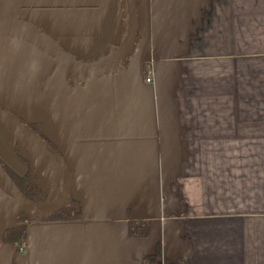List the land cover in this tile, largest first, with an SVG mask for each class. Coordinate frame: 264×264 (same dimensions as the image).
I'll return each mask as SVG.
<instances>
[{"label": "crops", "instance_id": "0c3cea01", "mask_svg": "<svg viewBox=\"0 0 264 264\" xmlns=\"http://www.w3.org/2000/svg\"><path fill=\"white\" fill-rule=\"evenodd\" d=\"M121 2L0 0V26L98 64L122 45ZM135 13L131 54L102 74L0 35V108L52 143L81 210L32 222L0 264H264V0H135ZM0 152L57 196L49 161L1 124ZM18 211L0 184V231Z\"/></svg>", "mask_w": 264, "mask_h": 264}, {"label": "water", "instance_id": "95a60500", "mask_svg": "<svg viewBox=\"0 0 264 264\" xmlns=\"http://www.w3.org/2000/svg\"><path fill=\"white\" fill-rule=\"evenodd\" d=\"M124 15H125V32L124 43L119 47V51L114 56L108 58L106 61L91 64L80 61L65 51L61 50L58 46L53 44L46 37L39 33L34 32L31 29L14 26V25H2L0 26V35H14L25 39L26 41L33 43L49 55L53 56L58 62L72 69L74 74H102L110 71L111 69L119 66L128 59L132 52V48L136 35V13H135V0H123ZM0 124L11 131L21 142L30 146L44 158H46L52 165L59 179L60 190L55 199L46 203H35L28 200L21 191L17 188L11 178L7 175L4 169L0 166V184L4 190L10 195L15 204L19 207V211L23 210L29 214L35 216H45L52 214L60 209L65 203L69 193V177L63 161L58 153L51 148L45 141L39 136L34 134L28 128L23 126L14 118L7 115L0 108ZM76 222V221H75ZM70 223V222H67Z\"/></svg>", "mask_w": 264, "mask_h": 264}, {"label": "trees", "instance_id": "16d2710c", "mask_svg": "<svg viewBox=\"0 0 264 264\" xmlns=\"http://www.w3.org/2000/svg\"><path fill=\"white\" fill-rule=\"evenodd\" d=\"M122 3L123 1L121 2V4ZM122 6H124V4H122ZM110 13L112 15V18L115 19L114 11H111ZM108 43L109 40L104 39L100 42L99 46L102 47ZM124 62H126V60ZM38 136L52 147V143L40 131H38ZM0 166L4 169V171L11 178L17 188L28 200L38 204L44 202V191L38 183L34 182L36 176L32 173V166L27 158L16 154L0 153ZM80 219L81 210L79 208V205L71 198H67V200L59 210L45 216H35L23 210H20L17 212L16 226L2 231L0 233V242L6 243L8 245H14L17 242L25 240L27 235V226L35 221L66 223L75 222Z\"/></svg>", "mask_w": 264, "mask_h": 264}, {"label": "rangeland", "instance_id": "374dc122", "mask_svg": "<svg viewBox=\"0 0 264 264\" xmlns=\"http://www.w3.org/2000/svg\"><path fill=\"white\" fill-rule=\"evenodd\" d=\"M124 39H125V38H124ZM123 43H124V40H123ZM123 43H122V45H123ZM121 47H122V46H121ZM118 51H119V50H118ZM118 51H117V52H118ZM117 52H116V53H117ZM116 53H115V54H116ZM113 56H114V55H113ZM113 56H112V57H113ZM35 174H36V175H39L40 178H38V181L44 186V190H47V189H48V185H49V180H48L47 174L44 173V170H41V169H40V170L37 169V170L35 171ZM46 195H47V197H46V199L44 200V203H46V204L52 202V201L55 199V198H54L53 200H50V199H51V196H52L50 193H47Z\"/></svg>", "mask_w": 264, "mask_h": 264}, {"label": "flooded vegetation", "instance_id": "af4514ba", "mask_svg": "<svg viewBox=\"0 0 264 264\" xmlns=\"http://www.w3.org/2000/svg\"><path fill=\"white\" fill-rule=\"evenodd\" d=\"M123 1V0H122ZM51 147V146H50ZM1 153V152H0ZM1 154H9V153H1ZM16 155H19V154H16ZM22 156V155H21ZM32 173H33V170H32ZM34 182L35 183H37V181H36V179L34 180ZM44 196H43V201L46 199V193L44 192V194H43ZM10 196V195H9ZM44 203V202H43ZM80 208V207H79ZM16 217H17V213H16ZM26 224H28V223H26ZM16 226V218H15V224H14V226H12V227H9V228H13V227H15ZM29 226V225H28ZM27 226V227H28ZM9 228H6V229H9ZM6 229H3L2 231H4V230H6ZM2 231H0V233L2 232ZM26 238H25V240H23V241H21V242H17V243H15L14 245H8V244H6V243H1L0 242V247L1 246H9V247H16V246H18V244H26ZM20 251H24V249H22V248H20L19 249Z\"/></svg>", "mask_w": 264, "mask_h": 264}, {"label": "built area", "instance_id": "2783aa9c", "mask_svg": "<svg viewBox=\"0 0 264 264\" xmlns=\"http://www.w3.org/2000/svg\"><path fill=\"white\" fill-rule=\"evenodd\" d=\"M153 79V71H152V68L149 69L148 72H146V75H145V82L146 83H151ZM22 249H26L27 248V243L26 244H22L21 246Z\"/></svg>", "mask_w": 264, "mask_h": 264}]
</instances>
